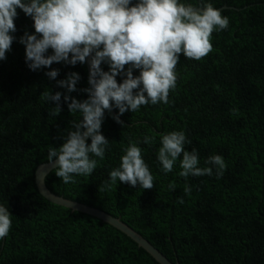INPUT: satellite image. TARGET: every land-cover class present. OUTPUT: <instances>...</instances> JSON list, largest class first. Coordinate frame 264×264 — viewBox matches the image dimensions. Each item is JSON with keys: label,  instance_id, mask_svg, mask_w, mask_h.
<instances>
[{"label": "trees", "instance_id": "16d2710c", "mask_svg": "<svg viewBox=\"0 0 264 264\" xmlns=\"http://www.w3.org/2000/svg\"><path fill=\"white\" fill-rule=\"evenodd\" d=\"M182 2L211 3L228 17L227 28L211 34V51L200 60L180 54L168 103L126 111L119 117L122 124L111 119L118 110L105 112L100 131L109 143L103 160L92 157L97 167L91 175L64 184L53 169L45 185L55 195L118 218L173 264H264V0ZM17 13L16 39L0 61V204L11 215L9 232L0 238V264H158L112 226L52 204L38 193L34 173L47 163L48 146L58 148L69 122L79 119L64 104L65 90L44 73L58 69L57 80L78 73V91L69 94L78 101L87 98L79 89L88 87V75L85 63L29 70L18 40L34 32L33 21L19 9ZM57 91L62 93L61 111L51 117L55 105L42 94ZM180 130L188 141L184 150L196 149L198 166H205L212 154L223 158L219 178L215 170L211 176L180 177L181 157L171 172L161 170L156 160L160 134ZM144 135L155 137L151 145H139L153 188L117 181L110 190L103 189L128 141ZM178 196L182 205L175 202Z\"/></svg>", "mask_w": 264, "mask_h": 264}, {"label": "clouds", "instance_id": "9594fccd", "mask_svg": "<svg viewBox=\"0 0 264 264\" xmlns=\"http://www.w3.org/2000/svg\"><path fill=\"white\" fill-rule=\"evenodd\" d=\"M17 9L33 21L34 32H25L18 40L24 46L29 70L48 69L54 63L83 65L90 57L88 87L79 89L86 93V99L78 101L69 95L78 91V73L70 72L61 80L56 79L58 69L44 73L65 90L63 101L68 112L79 115L69 122L64 142L58 148H47L46 165L53 166L54 175L64 184L75 183L77 176L91 175L97 167L95 158L104 159L109 141L100 130L106 111L111 115L113 109L118 110L111 119L122 124L119 117L126 111L168 103L169 91L176 87L175 67L180 54L185 59L200 60L211 51L213 31L228 26V17L207 2L195 6L182 0H0V61L6 59L16 39L12 33L16 31ZM102 64L107 65V71ZM61 96L59 91L42 94L46 102L55 105L49 110L51 117L60 114ZM154 139L148 135L130 139L122 149L118 167L108 172L103 189L110 190L117 181L152 189L153 176L139 145H151ZM186 143L183 130L160 134L156 160L161 170L171 172L181 157L180 177L211 176L215 170L219 178L225 169L223 158L212 154L200 167L196 149L184 150ZM168 189L174 191L175 185L169 183ZM189 191L185 185L184 195ZM175 202L182 205L184 200L178 196ZM10 217L8 207L0 204V238L9 232Z\"/></svg>", "mask_w": 264, "mask_h": 264}, {"label": "water", "instance_id": "95a60500", "mask_svg": "<svg viewBox=\"0 0 264 264\" xmlns=\"http://www.w3.org/2000/svg\"><path fill=\"white\" fill-rule=\"evenodd\" d=\"M221 10V9H219ZM90 57L86 58V70L89 74ZM47 163L39 165L34 173V182L38 193L52 204L67 208L72 212H80L91 217L101 220L113 228L117 229L125 236L130 238L136 245L148 253L158 264H173L170 262L161 252H159L151 243H149L144 237L136 232L133 228L127 226L118 218H115L102 210L94 208L92 206L82 204L77 201L65 199L62 196L55 195L45 185L46 176L54 169L52 165H46Z\"/></svg>", "mask_w": 264, "mask_h": 264}]
</instances>
